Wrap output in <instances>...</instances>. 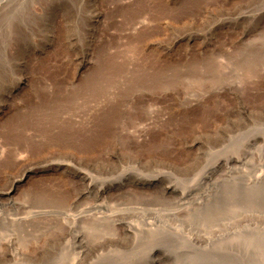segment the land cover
I'll list each match as a JSON object with an SVG mask.
<instances>
[{"label":"rangeland","instance_id":"1","mask_svg":"<svg viewBox=\"0 0 264 264\" xmlns=\"http://www.w3.org/2000/svg\"><path fill=\"white\" fill-rule=\"evenodd\" d=\"M263 141L264 0H0V264H264L255 158L159 221Z\"/></svg>","mask_w":264,"mask_h":264},{"label":"bare ground","instance_id":"2","mask_svg":"<svg viewBox=\"0 0 264 264\" xmlns=\"http://www.w3.org/2000/svg\"><path fill=\"white\" fill-rule=\"evenodd\" d=\"M218 56V55H217ZM218 58H220V57H218ZM223 59V58H222ZM217 60V59H216ZM218 60H220V59H218ZM218 60H217V62H218ZM209 62V61H208ZM210 63V62H209ZM205 64H207V63H205ZM209 69V68H208ZM212 72V71H211ZM248 152V151H247ZM246 152L244 151V152H242V154H239V155H237V156H235L234 158H232V159H230V160H226L225 162H221V161H215L213 164H211V162L209 163V164H206L205 166H202V168L200 169V170H198V172H196L197 174H196V178L194 179V181H192L190 184H187L185 187L183 186V188L180 190V191H178V193H176V198H174V199H176V205H175V207H174V209L171 211V212H167V213H165V214H162L160 217V219H159V221L160 220H162V223L163 222H167V221H169L170 219L171 220H174L175 222H176V220L178 219V215L180 214V212H197L198 210H201V208L203 209L205 206H206V202H208L210 199H211V197L220 189V186H221V183H219V178L220 177H218V176H220V174H221V172L222 171H225V172H223V173H225V176H224V174H223V178L225 179H227L229 176H231L230 174L232 173V171H234V170H237V172H238V170L239 169H241V167L244 165V164H246L247 162H250V161H248L249 160V158L250 157H252V158H255L256 160H258V161H260V162H262V163H264V141H263V143L262 144H258V146H255L254 147V149L252 150V151H250L248 154H245ZM243 154H245L246 156H243ZM251 160V159H250ZM194 172V173H195ZM27 173V172H26ZM222 175V174H221ZM228 176V177H227ZM82 178V177H81ZM83 179V178H82ZM20 181H21V178H15V179H13L9 184L10 185H8V187H7V185H6V189H4L3 188V190H2V188L0 189V217L2 216V214H3V212L5 213V210H7V207H9L10 205H14V203H15V199H14V196H13V192L15 191V189H17V187L19 186V184H20ZM89 181V180H88ZM122 181V180H121ZM224 181V180H223ZM88 183H90V181L88 182ZM95 183V182H94ZM117 183V182H116ZM96 184V183H95ZM119 185V184H118ZM109 189V188H108ZM218 193V192H217ZM84 196V195H83ZM107 196V195H106ZM214 196H216V195H214ZM2 197H5V199H7V201H5V199H2ZM175 197V196H174ZM84 198V197H83ZM210 198V199H209ZM213 198V197H212ZM80 199V198H79ZM101 199V198H100ZM9 200V201H8ZM103 200V199H102ZM76 201H78V200H76ZM100 201V200H99ZM104 201H106V199L104 200ZM175 201V200H174ZM94 203H95V201H94ZM94 203H93V205H94ZM98 203V202H97ZM102 203V202H101ZM105 203V202H104ZM174 203V202H173ZM97 205V204H96ZM100 205V204H99ZM99 205H98V207H99ZM106 205H107V203H106ZM104 206L105 207V209L104 210H106L107 209V212L108 211H111V209L109 208V210H108V208H107V206ZM91 207V206H90ZM96 207V206H95ZM101 207V206H100ZM100 207H99V209H100ZM88 208V207H87ZM126 209H127V207H126ZM113 210V209H112ZM128 210V209H127ZM136 210V209H135ZM80 212H82V211H80ZM103 212V211H102ZM106 212V211H105ZM111 212H113V211H111ZM132 212V211H131ZM84 213V212H83ZM83 213H80V214H83ZM86 213V212H85ZM96 213H99V211L98 212H96ZM124 213H126L127 214V212L125 211ZM137 213V212H136ZM108 214H109V212L107 213V218H109L108 217ZM122 213H120V215H121ZM125 214V217H126V219L128 218V215H126ZM128 214H130V213H128ZM139 214V213H138ZM85 215V214H84ZM110 215V214H109ZM112 215H113V213H112ZM119 215V214H118ZM131 215H132V213H131ZM104 216H105V213H104ZM106 216H105V218H106ZM117 215H115V217H116ZM138 216V215H137ZM21 217V216H20ZM114 217V216H113ZM123 217H124V214H123ZM131 217V216H130ZM134 216H132V218H133ZM6 218V217H5ZM9 217H7V219H8ZM110 218H112V217H110ZM143 218H144V216H143ZM158 218H159V216H158ZM157 218V219H158ZM3 218H1V220H2ZM167 219H169V220H167ZM115 220H117V219H115ZM114 220V221H115ZM119 221H121V220H123L124 221V219L123 218H121V219H118ZM131 220V219H130ZM130 220H126V221H124V223H123V221H121V224L124 226V224H125V227H126V225H128V226H130V222L132 223H134V221H136V218H135V220L134 221H130ZM114 221H113V223H114ZM117 223H118V221H116ZM161 222V221H160ZM177 222L179 223V221L177 220ZM168 223V222H167ZM177 224V223H176ZM117 225V224H116ZM120 225V224H119ZM121 226V225H120ZM123 226H121V227H123ZM132 226V225H131ZM131 226L129 227L130 228V230H132L131 229ZM169 225H167V227H168ZM118 228H119V226H118ZM121 229H124V227L123 228H121ZM120 229V230H121ZM7 230V229H6ZM127 231V230H126ZM129 231V230H128ZM156 231V230H155ZM122 232V231H121ZM124 232H125V230H124ZM157 232V231H156ZM10 233V232H9ZM9 233L7 234V233H5L4 234V236L3 237H6L5 239H4V241L6 240V241H9L10 239V241L12 242L14 239V236H13V238H12V236H11V238H9L10 237V235H9ZM125 233H127V232H125ZM130 233H132V232H130ZM195 233H197V232H195ZM9 235V237L7 236V235ZM11 234V233H10ZM2 235V234H1ZM6 235V236H5ZM12 235H13V233H12ZM181 235V234H180ZM201 236V235H200ZM7 237H8V239H7ZM184 237V236H183ZM17 238V237H16ZM189 238V237H188ZM13 239V240H12ZM18 239H20V238H18ZM17 239V240H18ZM82 239V238H81ZM185 239V238H184ZM190 239V238H189ZM188 239V240H189ZM192 239H193V237H192ZM5 241V242H6ZM9 241V242H10ZM16 241V240H15ZM18 241H20V240H18ZM17 241V242H18ZM23 241V240H22ZM78 241V240H77ZM2 242V241H1ZM80 242H81V240H80ZM21 243V242H20ZM74 243V242H73ZM6 244V243H5ZM11 243H9L8 245H10ZM16 244V243H15ZM76 245V244H75ZM74 245V246H75ZM78 245V244H77ZM5 246V245H4ZM11 246H13L14 247V245L13 244H11ZM20 246H21V244H20ZM7 247H10V246H7ZM13 247H11V248H13ZM71 247V246H70ZM77 247V246H76ZM154 247V246H153ZM4 248V247H3ZM6 248V247H5ZM4 248V249H5ZM16 248H17V246H16ZM16 248H15V250H16ZM20 247H18L17 249H19ZM26 248H28V247H26ZM78 248V247H77ZM80 248H81V246H80ZM7 249V248H6ZM21 250H22V252H23V249L22 248H20ZM73 249V248H72ZM155 249H157V248H155ZM155 249H153V248H151L150 250H148L147 251V254H146V258L144 259L145 261H144V264H163V261L166 259V260H168L167 259V257L169 256V255H166L167 253H165L164 255H162L158 250L156 251ZM12 250V249H11ZM14 250V249H13ZM15 250H14V253H15ZM21 250H20V252H21ZM29 250V249H28ZM69 251L71 250V249H68ZM79 251H76V253H78L79 254V252H80V249H78ZM17 251V250H16ZM4 252H7V251H4ZM10 252V251H9ZM18 252H19V250H18ZM17 252V253H18ZM25 252V251H24ZM28 252V251H27ZM73 252V253H72ZM70 254H69V261H66V263L65 264H75V262H77V260H78V258L80 257V255L82 254V252L80 253V255H76V253H75V251L73 250ZM8 253V252H7ZM11 253V252H10ZM9 253V254H10ZM69 253V252H68ZM74 253H75V255H74ZM84 253V252H83ZM164 253V252H163ZM4 254L5 253H3V256H4ZM20 254V253H19ZM15 255V254H14ZM1 256V255H0ZM5 256H6V254H5ZM12 256H13V254H12ZM18 256V255H17ZM16 256V257H17ZM68 257V256H67ZM13 259H14V257H12ZM17 258H19V257H17ZM16 258V259H17ZM81 258V257H80ZM8 259H11V258H8ZM64 259H66V255H65V258ZM164 259V260H163ZM5 260V259H4ZM80 260V259H79ZM78 260V261H79ZM6 261V260H5ZM4 261V262H5ZM11 261V260H10ZM75 261V262H74ZM69 262V263H68ZM7 263V262H6ZM15 263H17V262H15ZM2 264V263H1Z\"/></svg>","mask_w":264,"mask_h":264}]
</instances>
